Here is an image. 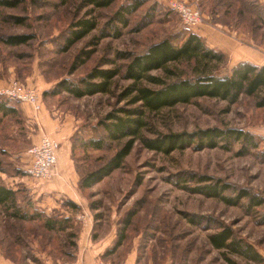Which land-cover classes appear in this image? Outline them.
Wrapping results in <instances>:
<instances>
[{
    "label": "rangeland",
    "instance_id": "rangeland-1",
    "mask_svg": "<svg viewBox=\"0 0 264 264\" xmlns=\"http://www.w3.org/2000/svg\"><path fill=\"white\" fill-rule=\"evenodd\" d=\"M131 1L117 0L104 9L86 7L82 0H24L14 8L0 5V38L33 36L27 44L18 47H7L0 42V89L13 80L27 84L39 92L43 109L55 116L58 114L61 118L67 116L74 120L70 149L73 147L69 155L73 171L66 174L65 181L54 176L49 182L33 181L32 184L62 185L63 190L54 200L58 202L57 208L48 214L38 206L36 208L48 216H68L77 234L76 239H71L68 238L70 231L49 233L38 223L8 218L0 207V257L8 264L78 263L75 254L80 239L86 244L90 240L93 243L109 241L103 254L94 258V261L101 260L106 264H226L225 256L237 264H255L210 246L209 235L216 232L219 226H227L235 237L255 248L264 264V204L251 209L247 207L246 200H241L239 206H227L217 199L189 191V188L197 186V179L191 176L210 177L237 189H245L264 200V131L261 129L264 126V109L257 110L251 98L241 97L234 105L201 98L191 104H178L156 113L145 111L143 119L147 126L141 136L153 139L157 134H192L213 127L238 129L257 139V149H244L241 142L219 140L214 149L198 150L194 141L190 147L166 155L148 151L136 141L122 168L89 189L79 188L80 177L102 166L127 140L107 141L109 147L103 151H83L79 145L81 141L106 138L102 124H110L111 121L106 120L108 114L117 113L120 108H132L127 100L119 99L131 81L119 75L111 81L108 93L79 99L64 92L44 98L40 93L41 87H49L48 91L61 80L82 79L102 60L112 61L104 63L102 69L122 67L128 60L118 58L117 53L138 54L175 32L196 33L197 30L185 27L178 15L167 7V0H141L142 6L128 17L126 27L112 22L119 6ZM179 1L197 7L202 15L200 26L207 24L233 32L230 29L232 26L211 25L212 18H220L225 11L221 8L223 3L216 5L217 14L213 16L211 11L215 12L216 0ZM10 17L22 18L23 22L14 23ZM228 17V21H221L235 24L233 13ZM82 18H94L96 29L66 53H61L63 39L70 26ZM251 19L248 17L242 27L246 31L238 33L244 35L248 42H252L249 39ZM116 30L120 32L118 38L113 37ZM260 32L264 33V27ZM102 34L106 37L102 38ZM88 51L92 52L89 58L80 55L81 59L76 60L81 52ZM82 59L84 63L75 66V62ZM169 67L186 68L185 64ZM150 76L166 82L173 80L166 77L163 71H152ZM142 85L153 90L159 88L147 81H143ZM12 123L7 126L13 127ZM13 128L12 131L16 132L19 127ZM28 133L37 136L35 130L28 129ZM16 144L21 145V150L15 152V145L6 143V152L0 153V164L7 171V174L0 172V182L14 190H23L17 195L22 203L21 198L31 200L32 195L25 182L20 181L23 175L16 171L24 172L29 160L25 154L33 144L31 140L27 144L20 139ZM15 177H18V182L11 180ZM68 195L83 205L68 207ZM85 213L89 215L90 224L89 231L85 228L86 233L77 220ZM130 215L132 218L126 227L124 242L113 254L104 256L124 231V221ZM81 263L90 264L84 259Z\"/></svg>",
    "mask_w": 264,
    "mask_h": 264
},
{
    "label": "trees",
    "instance_id": "trees-1",
    "mask_svg": "<svg viewBox=\"0 0 264 264\" xmlns=\"http://www.w3.org/2000/svg\"><path fill=\"white\" fill-rule=\"evenodd\" d=\"M23 1L0 0V5L14 8ZM58 1L65 2L67 0ZM82 1L86 7L104 9L115 4L117 0ZM33 2H39V0H33ZM216 2L214 4L215 12L211 11V15L217 14L216 5L219 6L220 3H223L221 8H224L225 11L224 14L222 13L219 16L220 18H217V16H215L216 19L212 18V26H232L231 31L242 33L246 31L242 27L244 28V25H246L248 17H252V29L249 31L251 34L249 39L255 46H264V33L260 32L264 27V6L259 0H216ZM141 6V0L121 4L113 14L112 22L126 27L128 17ZM230 13H233L235 24L221 21L226 19L228 21ZM10 19L17 24L23 22V19L19 17H10ZM96 27L97 24L94 18H82L74 22L63 39L61 53H66L77 42L94 31ZM105 35L102 34V38L106 37ZM119 36L120 32L116 30L113 37L118 38ZM31 39H33L32 35H11L1 37L0 42L7 47H18L27 44ZM91 54V51L81 52L76 60L81 59L79 58L80 55L86 59ZM117 57L128 60L127 64L114 69H102L104 63H112L111 60H102L101 64L92 69L84 78L61 80L52 90L43 92L44 98L48 96L55 97L64 92L79 99L108 93L111 81L119 75H122L123 79L131 81V84L120 94L119 99L120 101L127 100L128 105L132 108H120L117 113L108 114L106 120L111 121L110 124H102L106 131V138L99 137L81 141L79 145L83 151L88 149L103 151L109 147L107 141L127 140L102 166L80 177V189H89L113 171L122 168L136 141H139L141 147L148 151L166 155L175 150L186 149L194 141H196L194 146L198 150L214 149L218 146L219 140L241 142L244 149H257V139L253 135L238 129L213 127L192 134H157L153 139L144 138L141 133L147 126L143 119L145 111L156 113L178 104H191L201 98L214 99L226 102L228 105H234L241 97H248L252 99L257 110L264 109V66L240 62L229 69L226 55L209 48L204 39L196 33L184 30H180L179 33L175 32L173 35L151 44L141 53H117ZM83 61L85 60L75 62V66L83 64ZM182 64H185V70L169 67V65ZM75 66L72 67V70L75 69ZM152 71H163L166 77L173 78V80L166 82L160 78L150 76ZM143 81L158 85L159 88L153 90L145 87L142 85ZM17 104V101L0 98L1 154L6 152L4 149L8 147L6 143L14 144L16 152L21 150V145L16 144L18 139L27 144L30 141L27 137L26 119ZM120 113L122 115H119ZM9 122H13V127H19L16 132L12 131L13 127L7 126ZM0 172L7 174L1 164ZM16 173L24 175V172L16 171ZM191 177L197 179V186L189 188V191L194 194L209 199H217L225 205L233 207L239 206L241 200H246L247 207L251 209L264 204L262 198L249 193L245 189H237L230 184L222 183L221 180H214L210 177ZM22 191L21 189L9 188L0 182V207L8 218L21 222L38 223L49 233L70 231L68 238L76 239L77 234L73 229L71 218L58 215L48 216L38 210L29 198H21V203L17 195ZM68 205L71 208H77L72 203H68ZM131 218L130 215L124 221V231L121 232L112 248L108 249L104 256L113 254L124 242L126 227L130 224ZM208 241L214 250L225 251L255 264H263V259L255 248L241 238L235 237L232 229L227 226H219L216 232L209 235ZM224 259L226 264H237L227 256Z\"/></svg>",
    "mask_w": 264,
    "mask_h": 264
},
{
    "label": "crops",
    "instance_id": "crops-1",
    "mask_svg": "<svg viewBox=\"0 0 264 264\" xmlns=\"http://www.w3.org/2000/svg\"><path fill=\"white\" fill-rule=\"evenodd\" d=\"M259 2L264 6V0H259ZM196 33L204 39L209 48L219 51L227 56L229 69L240 62H249L256 66H264V46H255L253 42H248L247 39L245 40V36L242 34L222 31L207 24L201 25L196 30ZM48 88L49 87L44 89V87H41L40 93H43ZM18 107L26 119L27 128L32 131L35 130L37 133V136H35V134L33 135V133L31 135L28 133L27 135L33 145H36L43 135L49 136L60 144L61 147L57 155L56 174L54 176H57L56 179L65 181L66 174L68 175L73 171V165H71L72 163L69 161V155L71 151L70 139L74 128V120L67 116L61 118L58 114L55 116L53 112L50 113L45 108H42L39 113L35 114L32 107L27 104H19ZM25 155H27V153ZM52 179L35 180L25 175L20 179V181L25 182L27 185L26 187L32 195L31 201L35 206L44 210L46 214L59 206L58 202L54 200H56L55 196L60 194L63 190L62 185H38L32 184V182H49ZM11 180L18 182L19 179L18 177H15ZM59 180L56 181L59 182ZM66 199L68 200V203H72L75 206L76 204L83 205L78 200L72 199L70 195H68V198L66 197ZM67 206L69 207V205ZM65 217L67 218L68 216ZM82 225L84 226L82 230L83 232L87 231L85 228L89 231V218H87ZM82 235L83 234H81L80 237H82ZM108 245L109 241L93 243L90 240L89 243L86 244V242L83 243L82 240L79 239V241H77V253L75 254V257L78 262H81L84 259L85 263H91L94 261V258L103 254ZM0 264L8 263L0 257Z\"/></svg>",
    "mask_w": 264,
    "mask_h": 264
},
{
    "label": "built area",
    "instance_id": "built-area-1",
    "mask_svg": "<svg viewBox=\"0 0 264 264\" xmlns=\"http://www.w3.org/2000/svg\"><path fill=\"white\" fill-rule=\"evenodd\" d=\"M167 7L178 15L182 24L189 30H196L202 22V15L194 5H189L179 0H167ZM0 98L17 101L32 107L35 114L42 110V101L39 92L27 84L19 81H10L5 87L0 89ZM264 131V126L261 128ZM60 144L49 136L43 135L36 145L27 150L29 157L24 169V175L35 179H50L55 175L57 166V155ZM88 216L82 214L77 220L85 223ZM63 264H83L81 262H65ZM90 264H106L101 260H95Z\"/></svg>",
    "mask_w": 264,
    "mask_h": 264
}]
</instances>
